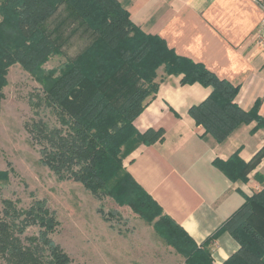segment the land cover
<instances>
[{
  "label": "trees",
  "instance_id": "trees-1",
  "mask_svg": "<svg viewBox=\"0 0 264 264\" xmlns=\"http://www.w3.org/2000/svg\"><path fill=\"white\" fill-rule=\"evenodd\" d=\"M61 5L89 33V42L59 69L47 70L43 63L61 53V43L45 24ZM13 63L41 85L42 94L36 95L33 107L50 108L59 123L50 126L37 119L25 125L39 145L41 162L58 177L79 181L96 197L108 195L153 222L185 264H215L210 246L221 231H228L239 248L220 264H264V184L246 196L219 229L196 244L123 165L139 144L163 138L161 128L140 132L133 120L154 97L165 75H181V83L211 88L188 113L218 142L242 123L254 120L264 128L258 101L250 109L239 106L234 100L238 85L218 77L203 63L177 54L160 36L140 29L118 0H0V103L7 69ZM160 66L164 74L154 81ZM263 157L264 144L248 162L234 152L226 160L215 158L213 164L228 179L245 181ZM3 203L0 264H69L70 257L48 236L56 221L42 201L24 211L16 210L10 200ZM36 223L41 230L22 240L24 229Z\"/></svg>",
  "mask_w": 264,
  "mask_h": 264
},
{
  "label": "crops",
  "instance_id": "crops-1",
  "mask_svg": "<svg viewBox=\"0 0 264 264\" xmlns=\"http://www.w3.org/2000/svg\"><path fill=\"white\" fill-rule=\"evenodd\" d=\"M130 19L160 36L177 54L203 63L218 77L238 85L237 104L250 109L258 101L264 117V0H118ZM168 74L134 118L136 129L163 130V138L139 144L123 165L133 180L194 241L201 244L264 184V157L246 175L232 181L213 164L234 152L248 162L264 144V128L254 120L240 124L218 142L188 113L210 93L209 86L181 83ZM239 248L228 231L211 243L220 264Z\"/></svg>",
  "mask_w": 264,
  "mask_h": 264
},
{
  "label": "rangeland",
  "instance_id": "rangeland-1",
  "mask_svg": "<svg viewBox=\"0 0 264 264\" xmlns=\"http://www.w3.org/2000/svg\"><path fill=\"white\" fill-rule=\"evenodd\" d=\"M63 5L49 17L46 28L59 36L61 53L51 55L44 69H59L89 42V33L67 15ZM164 74L160 66L154 81ZM0 103V215L4 200L18 211L43 202L56 221L48 236L70 257L69 264H185L178 250L127 205L110 196L96 197L82 183L58 177L41 162L39 145L26 124L41 119L59 125L50 108H34L41 85L19 63L7 69ZM102 212H101V210ZM41 226L28 225L20 234H37Z\"/></svg>",
  "mask_w": 264,
  "mask_h": 264
},
{
  "label": "built area",
  "instance_id": "built-area-1",
  "mask_svg": "<svg viewBox=\"0 0 264 264\" xmlns=\"http://www.w3.org/2000/svg\"><path fill=\"white\" fill-rule=\"evenodd\" d=\"M262 9H263V17H262V20H261V26H262V29H263V32H264V2H262ZM259 42L264 44V37L263 36H260Z\"/></svg>",
  "mask_w": 264,
  "mask_h": 264
}]
</instances>
